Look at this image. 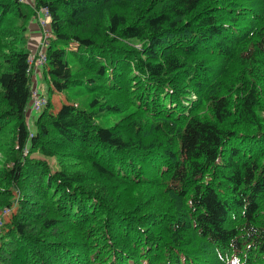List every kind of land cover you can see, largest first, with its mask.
I'll use <instances>...</instances> for the list:
<instances>
[{"label": "trees", "instance_id": "1", "mask_svg": "<svg viewBox=\"0 0 264 264\" xmlns=\"http://www.w3.org/2000/svg\"><path fill=\"white\" fill-rule=\"evenodd\" d=\"M0 264H264V0H0Z\"/></svg>", "mask_w": 264, "mask_h": 264}, {"label": "rangeland", "instance_id": "2", "mask_svg": "<svg viewBox=\"0 0 264 264\" xmlns=\"http://www.w3.org/2000/svg\"><path fill=\"white\" fill-rule=\"evenodd\" d=\"M41 10L42 11H45L46 12V8L45 7H42L41 8ZM48 13V12H47ZM40 15L41 16H43V13H40ZM47 17L49 18V14L47 15ZM37 18V17H36ZM43 18V17H42ZM37 22H38V18H37V20H36ZM37 26V25H36ZM39 26H37V28H38ZM35 36V35H34ZM34 41V44H35V46H37L38 44H39V41H40V37H39V35H38V38L36 39V40H33ZM71 46H72V44H71ZM37 71H39V73H38V76H37V82H38V90L41 92V93H43L44 95H46L47 94V91H46V87L44 86V84H42V79H41V75H40V68H39V70H37ZM31 80H32V77H31ZM78 99L77 100H79V101H83V98L84 97H77ZM42 99L43 100H45L46 99V97L45 96H43L42 97ZM51 99H52V101H53V103H54V106L55 107H58L59 106V104L62 102V101H64L65 100V97L61 94V93H58V92H54L53 94H52V97H51ZM33 111H31L30 113H28L29 114V119L27 120L28 121V123H29V125L31 126V127H33V125H34V120H35V118H36V116L39 114V112H40V109H38V108H36V107H33Z\"/></svg>", "mask_w": 264, "mask_h": 264}, {"label": "built area", "instance_id": "3", "mask_svg": "<svg viewBox=\"0 0 264 264\" xmlns=\"http://www.w3.org/2000/svg\"><path fill=\"white\" fill-rule=\"evenodd\" d=\"M47 12L48 11L46 9V12L45 11H42L43 16H38V24H39V26L41 28L40 41H39V44H38L39 47H40V49H42V47L45 46V42H46L45 39L48 36V27H47V24H48L49 18L47 17V15H48ZM32 58H33L32 56H30V58H29L30 61H31V63L33 62ZM43 61H44L43 54H42V51L40 50L39 51V56H37V58L35 59V62L34 63L37 66L38 64L42 63ZM32 96H33V107H37L39 105L40 101L42 100V97H40V96H38L36 94V90L33 91Z\"/></svg>", "mask_w": 264, "mask_h": 264}, {"label": "bare ground", "instance_id": "4", "mask_svg": "<svg viewBox=\"0 0 264 264\" xmlns=\"http://www.w3.org/2000/svg\"><path fill=\"white\" fill-rule=\"evenodd\" d=\"M65 39H66V38H65ZM44 102H45V100L42 99V100L40 101L39 105H38L36 108L41 109V107L43 106Z\"/></svg>", "mask_w": 264, "mask_h": 264}, {"label": "crops", "instance_id": "5", "mask_svg": "<svg viewBox=\"0 0 264 264\" xmlns=\"http://www.w3.org/2000/svg\"><path fill=\"white\" fill-rule=\"evenodd\" d=\"M38 35H39V31L37 30V34L32 37L33 38L32 40H36L38 38Z\"/></svg>", "mask_w": 264, "mask_h": 264}]
</instances>
